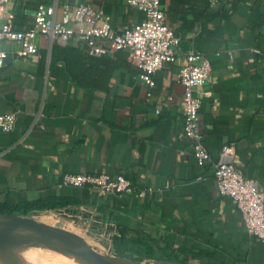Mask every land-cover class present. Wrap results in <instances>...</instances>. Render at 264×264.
I'll return each instance as SVG.
<instances>
[{"label": "crops", "instance_id": "1", "mask_svg": "<svg viewBox=\"0 0 264 264\" xmlns=\"http://www.w3.org/2000/svg\"><path fill=\"white\" fill-rule=\"evenodd\" d=\"M56 1L79 0H10L6 7L14 28L24 30L40 3ZM85 1L103 7L119 32L145 18L129 0ZM162 6L181 37L177 55L201 51L212 63L203 88L211 93L200 107L211 160L198 162L184 132L180 61L157 70L150 88L125 50L94 56L76 36L41 34L29 57L15 52L17 44H2L0 113L17 111V119L13 130L0 132V204H56L30 216L59 226L60 210L126 258L264 264V240L248 231L236 201L219 192L214 178L223 145L233 142L235 165L264 189V0H162ZM68 172L122 174L132 188L102 194L60 186ZM46 214L55 221L46 222Z\"/></svg>", "mask_w": 264, "mask_h": 264}, {"label": "built area", "instance_id": "2", "mask_svg": "<svg viewBox=\"0 0 264 264\" xmlns=\"http://www.w3.org/2000/svg\"><path fill=\"white\" fill-rule=\"evenodd\" d=\"M10 0H0V67L4 65L7 51L4 42L17 44L15 52L23 57L38 51L37 38L48 35L51 40L67 41L72 37L86 47L89 55L99 56L125 50L129 58L142 70V78L150 88L155 86L153 74L168 63L180 61L177 80L183 87L184 132L190 138L195 158L200 164L211 160L204 142L200 107L203 88L212 79V63L201 51L187 50L182 56L176 49L181 37L176 33L163 10L162 0H129V4L142 11L145 18L119 32L107 19L103 7L95 8L90 2L40 3L34 24L24 30L14 28L15 14L7 9ZM218 0H210L215 4ZM61 13L59 14V11ZM78 25V27H76ZM259 51V49H256ZM152 93L149 91V95ZM17 111L0 113V132L14 129ZM235 143L224 144L219 160L215 162L214 178L221 194L231 196L242 212L248 231L264 240V189L257 179L247 176L234 163ZM60 186H91L102 194H118L132 188L130 179L122 174L65 173Z\"/></svg>", "mask_w": 264, "mask_h": 264}, {"label": "water", "instance_id": "3", "mask_svg": "<svg viewBox=\"0 0 264 264\" xmlns=\"http://www.w3.org/2000/svg\"><path fill=\"white\" fill-rule=\"evenodd\" d=\"M21 228L24 234H14ZM48 244L64 251L78 264H131L144 263L125 257H108L93 250L85 238L67 228L39 222L29 215H0V259L5 264H24L15 249ZM147 264V263H145Z\"/></svg>", "mask_w": 264, "mask_h": 264}, {"label": "rangeland", "instance_id": "4", "mask_svg": "<svg viewBox=\"0 0 264 264\" xmlns=\"http://www.w3.org/2000/svg\"><path fill=\"white\" fill-rule=\"evenodd\" d=\"M54 212L64 220L58 223L60 224L59 226L65 227L83 236L87 241V243L90 245V247L93 248L94 251L111 258L121 256L120 254L114 252V250L104 246L103 243L99 242L96 238H93L92 235L86 231L85 226L79 223V221L75 220L73 217L62 214V211L60 210ZM30 214L31 213H28L27 215L30 216ZM19 215H24V214H19ZM45 216H46L45 219L47 220L46 222L52 223L56 219V217L52 214L51 215L46 214ZM30 217H32L33 219L39 222H43V223L45 222L41 220V217L40 215H38V213H35ZM42 245L45 244L33 245L29 247L20 246L17 247L15 251L19 259L22 258L20 260L24 264H78L76 261L54 251V249L57 248L46 247ZM128 259H132V258H128ZM135 260H139L147 264H161L154 261L142 260L141 258L137 259V257L135 258Z\"/></svg>", "mask_w": 264, "mask_h": 264}, {"label": "trees", "instance_id": "5", "mask_svg": "<svg viewBox=\"0 0 264 264\" xmlns=\"http://www.w3.org/2000/svg\"><path fill=\"white\" fill-rule=\"evenodd\" d=\"M123 51V50H118ZM58 205L56 204H50L46 202H39V203H25V204H17V205H6V204H0V215H17V214H24L27 215L29 211L33 209H55ZM120 255L125 256L126 254L120 253ZM181 264V263H180Z\"/></svg>", "mask_w": 264, "mask_h": 264}, {"label": "bare ground", "instance_id": "6", "mask_svg": "<svg viewBox=\"0 0 264 264\" xmlns=\"http://www.w3.org/2000/svg\"><path fill=\"white\" fill-rule=\"evenodd\" d=\"M24 232H26V231L22 230L21 228H15V229H13V233H14V234H24ZM42 246L57 248V247H55V246L48 245V244H45V245H42ZM54 251H56V252H58V253H60V254H62V255H64V256L70 258V257H69L64 251L60 250L59 248L54 249ZM20 259H22V258H20ZM70 259H72V258H70ZM72 260H73V259H72ZM74 261H75V260H74ZM124 263H126V264H131V263L126 262V261H125ZM0 264H5V263H3L2 261H0ZM140 264H145V263H140Z\"/></svg>", "mask_w": 264, "mask_h": 264}]
</instances>
